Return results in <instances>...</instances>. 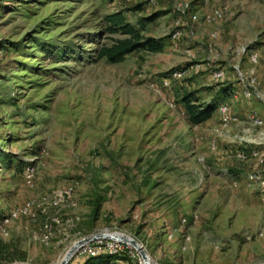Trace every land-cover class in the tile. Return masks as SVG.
I'll return each mask as SVG.
<instances>
[{"label":"rangeland","instance_id":"1","mask_svg":"<svg viewBox=\"0 0 264 264\" xmlns=\"http://www.w3.org/2000/svg\"><path fill=\"white\" fill-rule=\"evenodd\" d=\"M118 11L164 47L97 58L124 37L105 29ZM241 81L244 120L261 138L224 136L243 121L229 112ZM190 90L218 99L208 128L186 119ZM263 149L264 0H0V218L55 190L76 201L50 210L59 223L48 244L36 237L44 215L12 220L0 264H58L95 232L127 234L159 264H263L264 192L248 179L264 178L251 153ZM127 251L111 264H140Z\"/></svg>","mask_w":264,"mask_h":264},{"label":"built area","instance_id":"2","mask_svg":"<svg viewBox=\"0 0 264 264\" xmlns=\"http://www.w3.org/2000/svg\"><path fill=\"white\" fill-rule=\"evenodd\" d=\"M214 147L215 146L212 143V148ZM251 153L257 158L259 163L263 162L264 149L260 152L253 151ZM237 156L239 158H245V154L243 152L238 153ZM33 173L34 172L32 167H26L23 170V179L28 188L34 187ZM248 179L253 182H258L264 192V178L259 174L258 171L252 170L248 174ZM261 201L264 205V194L261 198ZM63 207L72 209L76 207V201L73 197V190L71 188L55 190L50 194H45L38 198H31L23 204L11 209L7 215L0 218V233L4 236L8 235V226L12 220H15L19 217H25L30 221H35L40 214L45 216V221L42 223V226L40 227V230L37 233L36 237L42 243L48 244L52 238L53 225H57L59 223L58 217H56V215L50 214V210L60 209ZM192 219L195 222L197 216L195 214L192 215ZM185 222V219L181 220V224H185ZM129 245L130 244H128L127 242H123L117 238H108L101 236L82 244L74 251L73 254L76 257L96 256L100 253L119 255L121 253H125L127 251V248H129ZM127 252L130 253L131 257L137 256L140 264H143V261L137 252L131 250H128ZM150 264L159 263L156 261H150Z\"/></svg>","mask_w":264,"mask_h":264},{"label":"trees","instance_id":"3","mask_svg":"<svg viewBox=\"0 0 264 264\" xmlns=\"http://www.w3.org/2000/svg\"><path fill=\"white\" fill-rule=\"evenodd\" d=\"M105 29L108 33H120L122 38H111V43L101 45L97 50L96 57L105 59L108 63H119L125 56L141 52H159L164 47V40L161 37L143 36L141 30L133 27L125 21L122 12H114L104 16ZM226 89L221 88L219 95L226 93ZM216 97L207 101H202L198 95V90L185 91L180 94L184 114L190 125L201 124L211 118L212 114L220 105ZM125 253L119 255H109L100 253L96 256H88L81 264H111L115 260H121Z\"/></svg>","mask_w":264,"mask_h":264},{"label":"crops","instance_id":"4","mask_svg":"<svg viewBox=\"0 0 264 264\" xmlns=\"http://www.w3.org/2000/svg\"><path fill=\"white\" fill-rule=\"evenodd\" d=\"M241 82H238V83L233 82L232 87H234V89H233L234 95L232 97L233 98L232 100H234V101H231V103H230L229 112H230V110H232L233 112L240 114V116H243V121L238 123V124H233L234 126H231V128L228 130L227 133H225L224 136L226 138H236L239 136V134H243V136H245V138H261L262 134L260 132L256 133V135H254V134L252 135V131L254 130V128L256 126L253 127V126H251V123H250L251 121L248 122L247 120H244V117L245 118L247 117V115H248L247 113H249L250 109L246 108L247 102L244 101V98H246V97H245V93L243 91L244 83L243 82L241 83ZM238 100H239V102H238L239 107L236 108V105L234 102L238 101ZM243 103H245V104H243ZM235 109H236V111H235ZM218 115H219V113H218ZM214 117L215 116H211V118H209L208 120L204 121L203 123H201L197 126H199L201 129L208 128L209 125L214 123V121H215ZM219 119H220V115L218 116V120ZM249 120H251V119L249 118ZM202 133L206 136L209 135L208 131H205V130ZM197 144H199V143H197ZM120 261L121 260H115L114 262L118 263Z\"/></svg>","mask_w":264,"mask_h":264},{"label":"water","instance_id":"5","mask_svg":"<svg viewBox=\"0 0 264 264\" xmlns=\"http://www.w3.org/2000/svg\"><path fill=\"white\" fill-rule=\"evenodd\" d=\"M121 236L120 238H117L123 242H127L128 244H130L134 250L139 254L140 258L142 259L143 263L144 264H150L149 262V256L147 255L145 249L143 248V246L137 242L134 238H132L131 236L127 235V234H124V233H119ZM101 236H104V237H108V238H111L107 235H103L102 233H99V232H95V233H92L88 236H84L78 240H76L72 246H70V248L66 251L63 259L58 263V264H66L68 262V260L70 259V257L72 256V254L74 253V251L79 247L81 246L82 244L92 240V239H95L97 237H101ZM264 264V263H263Z\"/></svg>","mask_w":264,"mask_h":264},{"label":"bare ground","instance_id":"6","mask_svg":"<svg viewBox=\"0 0 264 264\" xmlns=\"http://www.w3.org/2000/svg\"><path fill=\"white\" fill-rule=\"evenodd\" d=\"M106 233H109V232H106ZM106 233H102V234H103V235H107V236H109V237H111V238H120V236H121V235H120L119 233H117V232H116L117 234H113V235H111V236H110L109 234H106ZM71 246H72V245H71ZM69 248H70V247H68L67 250H68ZM67 250H66V251H67ZM64 255H65V253L60 257L61 260L63 259ZM149 261H150V258H149ZM143 264H144V263H143Z\"/></svg>","mask_w":264,"mask_h":264}]
</instances>
